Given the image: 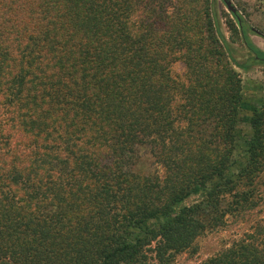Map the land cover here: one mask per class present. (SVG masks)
Returning <instances> with one entry per match:
<instances>
[{"label":"trees","instance_id":"obj_1","mask_svg":"<svg viewBox=\"0 0 264 264\" xmlns=\"http://www.w3.org/2000/svg\"><path fill=\"white\" fill-rule=\"evenodd\" d=\"M213 6L0 0V264H168L254 205L264 99L237 160L236 67L264 53L230 11L251 51L237 62ZM142 146L163 176L127 167ZM200 264H264V225Z\"/></svg>","mask_w":264,"mask_h":264},{"label":"rangeland","instance_id":"obj_2","mask_svg":"<svg viewBox=\"0 0 264 264\" xmlns=\"http://www.w3.org/2000/svg\"><path fill=\"white\" fill-rule=\"evenodd\" d=\"M230 1L242 18L246 39L264 53V0ZM213 8L220 28L233 48L236 61L243 63L251 55V51L244 45L240 35L231 38L225 23L230 11L222 0H214ZM236 70L241 76L242 83V99L236 124L237 145L234 151V158L239 160L238 158L244 154L245 140L251 135L249 117L252 114V108L259 106L264 99V59L256 60L249 67H236ZM170 71L173 77L182 79L185 66L181 60H176L171 63ZM127 167L134 172L163 176L162 166L156 162L145 146L138 149ZM253 193L252 201H255L253 206L226 213L223 224L206 229L195 237L189 247L174 251L168 264H200L207 257L242 238L258 225H264V171L257 177ZM200 198H202V192L198 191L187 197L180 205H189ZM148 262L151 264L154 261L150 258Z\"/></svg>","mask_w":264,"mask_h":264},{"label":"water","instance_id":"obj_3","mask_svg":"<svg viewBox=\"0 0 264 264\" xmlns=\"http://www.w3.org/2000/svg\"><path fill=\"white\" fill-rule=\"evenodd\" d=\"M229 11L235 12L236 8L233 6L230 0H222Z\"/></svg>","mask_w":264,"mask_h":264}]
</instances>
